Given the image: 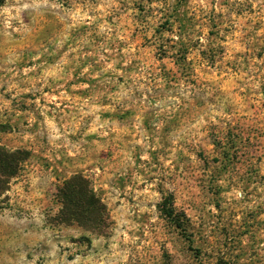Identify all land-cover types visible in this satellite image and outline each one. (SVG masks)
I'll return each instance as SVG.
<instances>
[{"label": "rangeland", "instance_id": "obj_1", "mask_svg": "<svg viewBox=\"0 0 264 264\" xmlns=\"http://www.w3.org/2000/svg\"><path fill=\"white\" fill-rule=\"evenodd\" d=\"M0 145V264H264V0H6ZM77 174L104 236L55 221Z\"/></svg>", "mask_w": 264, "mask_h": 264}, {"label": "trees", "instance_id": "obj_2", "mask_svg": "<svg viewBox=\"0 0 264 264\" xmlns=\"http://www.w3.org/2000/svg\"><path fill=\"white\" fill-rule=\"evenodd\" d=\"M6 0H0V8ZM29 154L24 150H9L0 145V209L6 201L11 181L19 175ZM60 210L57 224L77 226L98 236L106 235L110 228V216L106 205L95 193L91 183L77 174L66 180L57 194ZM162 215L186 235L184 215L179 214L172 197H167L160 206Z\"/></svg>", "mask_w": 264, "mask_h": 264}]
</instances>
